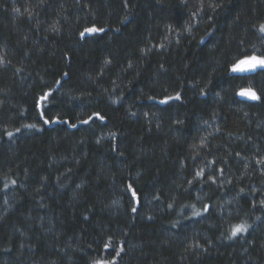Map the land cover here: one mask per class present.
<instances>
[{
	"label": "trees",
	"instance_id": "1",
	"mask_svg": "<svg viewBox=\"0 0 264 264\" xmlns=\"http://www.w3.org/2000/svg\"><path fill=\"white\" fill-rule=\"evenodd\" d=\"M261 25L264 0H0V264H264V67L233 71Z\"/></svg>",
	"mask_w": 264,
	"mask_h": 264
},
{
	"label": "snow or ice",
	"instance_id": "2",
	"mask_svg": "<svg viewBox=\"0 0 264 264\" xmlns=\"http://www.w3.org/2000/svg\"><path fill=\"white\" fill-rule=\"evenodd\" d=\"M13 11L15 12H19V9H13ZM104 31V29H98V28H87L85 29L84 32H81L80 35L81 37H83L85 35V32L87 33H93V32H102ZM261 32H264V25H261L260 28ZM240 65H244V67H240ZM257 66H261L264 67V58H257L255 56L249 58L248 60H243L240 61V63L238 65H235L233 67V71H245V70H249V69H255L257 68ZM241 95H245V96H249L251 99L253 100H257L259 99V97L256 95L255 92H242ZM176 99H179V94H177V96L175 97ZM167 99H172V97H168ZM162 103L166 102V101H161ZM45 123H47V121H45ZM84 123H87V121H85ZM32 127V126H29ZM73 127H75V125H73ZM17 131H19V129H17ZM9 136L12 135V133H8ZM199 175V174H198ZM207 210V209H205ZM133 211H135V209H133ZM194 215H199V213H193ZM246 229L244 228L243 225L237 226L234 228L232 235L235 236L237 233L245 231ZM105 247H107V245H105ZM117 255H119V253H117ZM97 264H107V262H97Z\"/></svg>",
	"mask_w": 264,
	"mask_h": 264
},
{
	"label": "water",
	"instance_id": "3",
	"mask_svg": "<svg viewBox=\"0 0 264 264\" xmlns=\"http://www.w3.org/2000/svg\"><path fill=\"white\" fill-rule=\"evenodd\" d=\"M248 60V59H247ZM240 67H244V65H240ZM259 66H257V68H258ZM257 68H255V69H249V70H245V71H239V72H242V73H245V74H249V73H252V72H254V71H256L257 70ZM242 92H255L256 93V91L253 89V88H250V87H244V88H242V89H240L239 91H238V93H237V95H238V97L240 98V99H242V100H247V101H254L253 99H251L249 96H245V95H241V93ZM256 95H257V93H256Z\"/></svg>",
	"mask_w": 264,
	"mask_h": 264
}]
</instances>
